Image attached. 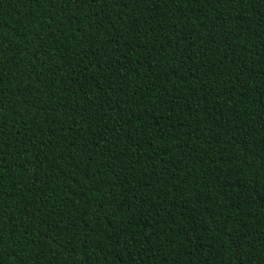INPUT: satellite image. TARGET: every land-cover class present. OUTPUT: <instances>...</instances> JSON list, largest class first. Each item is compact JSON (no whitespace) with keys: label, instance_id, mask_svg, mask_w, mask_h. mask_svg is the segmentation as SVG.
<instances>
[{"label":"trees","instance_id":"1","mask_svg":"<svg viewBox=\"0 0 264 264\" xmlns=\"http://www.w3.org/2000/svg\"><path fill=\"white\" fill-rule=\"evenodd\" d=\"M0 264H264V0H0Z\"/></svg>","mask_w":264,"mask_h":264}]
</instances>
